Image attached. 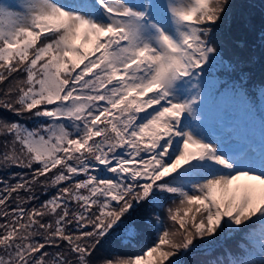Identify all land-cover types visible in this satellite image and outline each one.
<instances>
[{
  "label": "snow or ice",
  "instance_id": "1",
  "mask_svg": "<svg viewBox=\"0 0 264 264\" xmlns=\"http://www.w3.org/2000/svg\"><path fill=\"white\" fill-rule=\"evenodd\" d=\"M230 6L0 3V264H264V118L210 128L202 95Z\"/></svg>",
  "mask_w": 264,
  "mask_h": 264
},
{
  "label": "rangeland",
  "instance_id": "2",
  "mask_svg": "<svg viewBox=\"0 0 264 264\" xmlns=\"http://www.w3.org/2000/svg\"><path fill=\"white\" fill-rule=\"evenodd\" d=\"M3 2L4 0H0V3ZM238 3L243 5L246 3L247 7L261 9L263 15H258L260 18L255 17L256 20L260 19L261 22L252 24L253 19L251 18L257 15L255 11L251 14L240 13L237 17L239 23L231 26L238 28L243 26L253 27L257 32L256 36L258 39L252 38L254 35L250 36L249 33L241 34L237 32L234 27L230 26L231 20L235 22V17L238 14L233 10L232 6L236 8ZM230 5L224 22L214 32V39L221 49L224 64L215 65L206 69L204 74V79L207 81L202 89V95L205 99V115L207 118V124L210 128H224L226 130L238 129L240 131L254 133L258 137L261 130V120L264 118V99L258 95L256 88H252L258 99L256 102L248 104L249 100L254 97L252 93H248L246 96V106V99L242 98L241 93L238 94L236 92L234 85L243 75L246 78L247 88H249V86H258V81L256 80L257 73L260 71L264 72V55L261 53L262 50L264 51V41L261 39L262 35H264V0H230ZM233 14L235 17L231 16ZM247 27H245V29ZM243 46L246 48H243ZM227 53L232 54V58L227 57ZM230 60L236 65V70L234 72L224 67V65ZM236 86L238 87V85ZM211 94H214V97L217 95L219 99L211 102L213 98V95ZM0 116L7 117L9 120L18 119L11 113L3 112L2 110H0ZM24 122L27 123L29 127H32L34 124V121L26 119ZM11 171L21 170L13 168ZM0 174L6 175V173ZM99 174L101 176L110 175L106 172H101ZM55 191V189H49L47 195L50 196L54 194ZM47 198L48 196L44 198L40 197V201ZM230 240L231 239H226L223 233L218 234L215 239L217 245L216 252L212 255L215 256L219 254L221 249L220 243ZM196 243L200 245V241H197ZM122 250H128L127 254H132L139 249L124 248L121 245H116V242H113L111 245L106 246L105 254H109L112 251H119L121 253ZM121 254L127 255L123 253ZM205 257L207 256L202 252L197 251L194 254L189 253L184 259L186 264H200L201 261L198 259L204 261Z\"/></svg>",
  "mask_w": 264,
  "mask_h": 264
},
{
  "label": "trees",
  "instance_id": "3",
  "mask_svg": "<svg viewBox=\"0 0 264 264\" xmlns=\"http://www.w3.org/2000/svg\"><path fill=\"white\" fill-rule=\"evenodd\" d=\"M232 8H233V10L236 12V13H238L237 15H236V17H235V15L233 14V15H231V16H234L236 19H235V22L233 21V20H231V23H230V26L231 25H236V23L238 24L239 22V20H238V15L240 14V13H246V14H251V13H253V12H255L256 11V13H257V15H255L254 17H252L251 19H253L252 20V24L253 23H260L261 22V20L260 19H257L256 20V18H260V16H258V15H263V13L261 12V9L259 10V9H257L256 7H247V4L245 3L244 5L243 4H240V3H238L237 5H236V8H234L233 6H232ZM263 11V10H262ZM256 17V18H255ZM249 26H251V25H249ZM231 27H234V26H231ZM245 27H247V26H243V27H241V28H238V27H234L235 29H236V31L237 32H239V33H249L250 34V36H252V35H254V36H252V38H254V39H258L257 38V36H256V30L255 29H253V27H247L246 29H245ZM237 32H235V33H237ZM243 48H246L245 46H243ZM261 53L264 55V51L262 50L261 51ZM227 57H230V58H232V54H229V53H227ZM262 58H263V56H262ZM263 78H264V72L263 71H260V72H258L257 73V76H256V80L258 81V83L261 81V80H263ZM42 191V190H41ZM47 196H49V195H40V197H42V198H44V197H47ZM239 239V237H234L233 239H231L230 241H227V242H222V243H220V245H221V249H220V251H219V254L223 251V247L222 246H228V247H231V248H235V246H236V243H237V240ZM116 245H120L118 242H116ZM136 252V251H135ZM134 252V253H135ZM121 253H123V254H127L128 253V250H122L121 251ZM209 256H207V257H205V260H207V259H210V257L208 258ZM199 261H203L202 259L200 260V259H198Z\"/></svg>",
  "mask_w": 264,
  "mask_h": 264
}]
</instances>
